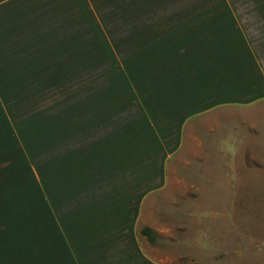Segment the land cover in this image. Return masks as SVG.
I'll return each instance as SVG.
<instances>
[{"label":"rangeland","instance_id":"374dc122","mask_svg":"<svg viewBox=\"0 0 264 264\" xmlns=\"http://www.w3.org/2000/svg\"><path fill=\"white\" fill-rule=\"evenodd\" d=\"M92 2L96 7L87 6L88 13H82L81 22L76 23L81 31L71 36L68 31L75 24L66 22L68 34L65 52L61 54L65 61L63 65L57 64V55L51 54L47 60L46 54L36 53L34 62L23 63L29 65L30 70H19L17 82L11 80L9 90L1 93L0 221L52 222L51 215L58 221L57 208L64 206L69 190L62 177L60 200L59 155H62L64 171L68 158L73 163L81 157L80 151L88 152L87 146L98 154L101 165H98V181L95 182L93 177L89 187L82 181V192L92 188L95 195L102 183L106 189L101 190L114 189L116 179L125 189L133 191V182L128 184L123 180L129 177L122 176L118 168L121 166L117 165L122 164L123 159L111 157L115 151H108L109 142L121 134L123 123L136 124L139 106L148 104L138 103L131 97L140 90L147 94L162 93V87L156 92L153 87L149 88V81L153 83L154 77L187 78L195 81L190 89L194 102L184 101L181 104L185 108L181 107L187 114L200 115L195 122L200 130L195 133L196 140L184 144L174 158L177 164L174 162L175 165L169 166L170 171L166 173V162L177 147L172 148L174 144L171 143L163 149L162 138L155 145L146 138V146L141 150V162L144 160L146 164V199L141 197L139 200L141 213L134 219L136 236L149 256L159 264H264L262 122L254 118L258 121L256 138L244 130L253 126L251 117L254 116L244 117L248 111L240 109L220 108L240 105L222 101L223 97H233L240 87L244 90L246 83L243 81L249 80L248 53L240 51L235 37L242 31L248 38L260 35L264 28L252 30L249 18H239L235 23L222 22L218 24L225 28L210 33L209 37L199 36L194 40L190 35L191 41L178 53L167 54L163 49L160 53L159 49L153 48L154 35L145 31L154 30V15L181 14L184 6L164 4L168 0ZM212 5L208 12L230 15L235 10V6L227 10L224 6ZM240 7L237 14L250 13L249 7ZM205 8L193 6L192 13L207 11ZM142 31L143 36L140 35ZM128 34L131 35L130 45L127 44ZM139 35L142 36L140 44L137 43ZM258 40L264 43L263 37ZM105 48L111 50L113 60L105 53ZM63 66L73 68L62 73ZM241 68H245L242 76ZM47 70L48 74H54L52 79L43 78ZM256 71L252 70V73ZM2 74L10 77L6 71ZM144 81H147L146 91L145 87L139 89L135 85ZM128 84H133V88ZM159 105L168 112L164 108L167 105ZM239 117L244 125L243 132L238 134L241 142L233 143V137L238 136L233 132ZM178 136L180 138L181 134ZM246 138L250 142L242 141ZM199 141L204 143L205 149H196L202 145ZM217 148L226 154L230 151L231 157L235 155V161L226 160L229 165H220L216 160ZM133 152L130 151L131 155ZM203 156L210 157L208 162H215L208 169L216 171L215 174H193L196 167L191 165L200 167L201 163L197 162ZM14 160L19 164L15 165ZM138 160H131V165ZM152 161L157 166L147 165ZM75 172L76 177L80 176L79 169ZM165 174L170 181L165 182ZM154 176L158 181H153ZM26 180L31 192L43 187V203L36 204L34 195L18 197L11 192ZM76 183L80 186V182ZM92 185H97L98 189ZM16 213L17 217L14 216ZM144 228L151 230L154 242L142 234ZM129 264L136 263L130 260Z\"/></svg>","mask_w":264,"mask_h":264},{"label":"crops","instance_id":"0c3cea01","mask_svg":"<svg viewBox=\"0 0 264 264\" xmlns=\"http://www.w3.org/2000/svg\"><path fill=\"white\" fill-rule=\"evenodd\" d=\"M169 3L184 6L183 13L170 14V16L154 15L152 25L154 30L147 32L153 33L154 38H164L163 42H167L166 47L171 49V53L181 51L191 41V37L198 40L199 36L209 37L210 33L222 31L225 27L218 23H235L239 18H249L252 30L257 28L258 31V28H264V0H168L164 4ZM212 4L216 7L224 6L227 10H231L230 6H235V10L233 14L229 13L230 15L208 12ZM87 6L94 8L95 5L92 0H0V101L1 86L12 84L11 80L17 82L19 70H30V66L23 63L28 60L33 61L34 54H46L47 60L52 57L51 54L57 55V64L62 63L63 65L65 61L61 54L65 52L67 34L70 33L73 36L78 33V30L81 31L79 25L78 29L74 25L67 33L66 22H80L82 8L87 9ZM193 6L206 7L207 11L200 10L192 13ZM240 6L249 7L250 13L237 14L241 9ZM262 32L260 35L248 38L242 31V37L241 35L235 37L234 42L240 51L248 53L249 80L243 81L246 83L244 90L240 87L234 91L233 97H223L222 101L241 103L240 105L220 107L248 111L245 112L244 117L254 116H250L253 126L244 130L250 131L251 135H255L256 138L258 132L255 130L258 121L262 122L261 135L264 136V43L258 40V38H264V31ZM140 35L143 36V32ZM126 38L128 39L127 44L130 45L131 35H126ZM156 42L153 48L159 49L162 53L161 44L156 45ZM19 63L22 64L19 65ZM255 69L257 71L252 73ZM2 71L9 73L10 77L3 76ZM242 71L244 73L245 68H241V76ZM50 77H54V74ZM194 84V80L187 78L158 79L154 77L153 83H149L148 86L153 87L155 92L160 86L162 93H139L131 97L138 103L148 104L144 107L139 106L136 124L123 123L121 134L114 136L107 148L108 151H115L111 155L112 158L123 159L122 164H117L121 167H117L121 170L122 176L129 177L123 180H126L128 184L133 182V191L129 188L125 189L118 179L115 180L116 184L114 189L110 188L111 190H101L105 188L103 183L100 189L97 185H92L99 190L95 195L92 194L94 192L92 188L90 191H77L76 182H80L82 186V181L84 185H88L90 181H93V177L95 182L98 181L96 179L99 173L98 165H101L97 160L98 154L87 146L88 152L80 151L81 157H78L77 161L73 160V163H70L68 158V166L65 165L64 171L62 170V155H59L60 200L62 198V177L65 178L64 183L69 189L65 194L64 206L58 207L59 220L41 223L0 222V264H129L130 260L136 264H159L149 256L135 233L137 222H134V219L141 213L139 200L141 197L146 199V164L144 160L141 162V150L146 146V138L153 145L159 143L162 138L163 149L171 143L174 144L172 148L177 147L166 162L165 173L170 171L169 166L175 165L174 162L177 164L174 158L180 154L184 144L187 145L197 139L195 133L200 130L195 125L200 115L195 116L189 114L188 111L187 114L181 104L184 101L194 102L190 94V89H193ZM159 103L167 105L164 108L168 112L162 110L163 107ZM240 120L241 117L238 118L233 132L237 135L243 132L244 125ZM179 134H181L180 138ZM233 138V143L241 142L239 135ZM242 141L250 142L247 138ZM199 142L202 145L201 147L196 146V149H205L204 143ZM216 150H218L216 160L220 165H229L225 163L226 160L235 161V155L231 157L230 151L226 154L223 149L217 148ZM130 151H134L132 155ZM117 152L121 153V156ZM77 154L76 150L75 155L78 156ZM137 158L139 160L136 164L131 165L130 161H135ZM209 158L203 156L198 160L197 163H201V168L197 164L191 165L196 167L192 170L193 174H215L216 171L208 170L214 165L212 163H215L214 161L208 162ZM147 165L154 167L156 163L152 161ZM78 169L80 176L76 177L75 170ZM225 172L223 170V173ZM154 177L153 181H158V178ZM168 180L170 181L169 176L165 174V182ZM70 183L74 185V189H70ZM78 196L80 200L77 199ZM143 204H145L144 199L141 202L142 207Z\"/></svg>","mask_w":264,"mask_h":264},{"label":"trees","instance_id":"16d2710c","mask_svg":"<svg viewBox=\"0 0 264 264\" xmlns=\"http://www.w3.org/2000/svg\"><path fill=\"white\" fill-rule=\"evenodd\" d=\"M82 13H84V15L85 14H87L88 13V8L86 9L85 7H83L82 8ZM82 16V15H81ZM90 21L92 20V19H90V18H88ZM78 21H76L74 24H75V26H77V23ZM81 22V21H80ZM79 22V23H80ZM92 23V22H91ZM145 31V30H144ZM143 32V31H142ZM147 32V31H146ZM150 33V32H149ZM160 33V32H159ZM153 34V33H152ZM154 35V34H153ZM165 36V35H164ZM142 36H138V41H137V43L138 44H140V38H141ZM166 40H167V38H166ZM155 41H157L156 42V45H160V46H162L161 48L164 50V52L165 53H169V52H171V49L168 47H166L167 46V42L165 41V42H163L164 41V38H155ZM133 42V41H132ZM163 43V44H162ZM148 48V47H147ZM144 49H146V48H144ZM105 53L108 55V57H110L111 58V60H113V54H112V52H111V50L110 49H108V48H105ZM75 67V66H74ZM73 67H69V68H67V67H64L63 66V68L61 67V69H62V73H64L65 72V70L67 69V70H69V69H72ZM50 74H48V70H47V72H45L44 74H43V78H47V79H52L50 76H49ZM150 80V79H149ZM149 80H147V81H149ZM147 81H144L143 83H141V84H136L135 83V85L136 86H139V89H140V86H143V88L145 87V91H146V89H148V86L146 85V82ZM52 82H47V84H51ZM149 83H151L150 81H149ZM133 84H128V87L129 88H133V86H132ZM7 87H11V86H6V85H2L1 86V92L3 93V92H6V91H8L9 90V88H7ZM158 87H160V86H158ZM158 87H157V89H158ZM139 93H141V94H143V92L140 90L139 91ZM146 93V92H145ZM13 163L16 165V164H19V161H17V160H14L13 161ZM42 186H43V184H42ZM70 189H74V185H71V187H70ZM76 190L77 191H81V186H78V185H76ZM14 195H16V196H18V197H20V196H24V195H26V196H32V195H34V199H35V203L36 204H38L39 202L41 203V201H42V203H43V193H44V191H43V187H42V189L40 188V190H38V191H33V192H31V189H30V186L28 185V181L26 180V181H23V182H20L19 183V187L16 185V188H15V190L13 189L12 191H11ZM27 192V193H26ZM31 193V194H30ZM43 205V204H42ZM59 206H61V205H59ZM17 215H14L15 217H17L18 216V213H16ZM57 214H58V208H57ZM51 219H53L52 220V222H57L56 220H55V218H54V216L53 215H51V217H50ZM0 222H3V221H0ZM5 222V221H4ZM8 222H20V221H17V219L16 220H14V221H8ZM27 222H32V221H27ZM142 234L143 235H146L147 237H148V239L151 241V242H154V237H153V235H152V232H151V230L149 229V228H144L143 230H142Z\"/></svg>","mask_w":264,"mask_h":264}]
</instances>
